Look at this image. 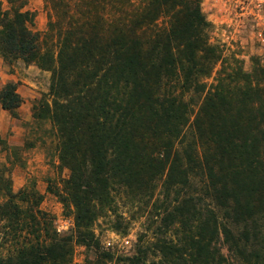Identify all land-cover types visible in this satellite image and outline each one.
<instances>
[{
	"label": "trees",
	"instance_id": "obj_1",
	"mask_svg": "<svg viewBox=\"0 0 264 264\" xmlns=\"http://www.w3.org/2000/svg\"><path fill=\"white\" fill-rule=\"evenodd\" d=\"M7 1L0 56L52 74V106L41 101L33 118L57 130L76 237L58 234L41 195L15 193L0 164L9 247L0 264H72L75 244L96 251L89 264H108L114 258L99 253L93 223L114 193L150 201L159 186L162 238L139 246L127 264H148L150 256L159 264H231L222 246L236 262L264 264V67L256 62L246 73L227 64L209 43L203 0H143L137 8L132 0H78L74 8L59 0L58 22L43 36L31 30L35 16L22 11L27 0ZM56 31L57 45L46 48ZM194 98L203 100L198 112ZM0 101L17 118L22 99L14 86ZM193 179L201 195L185 194ZM253 243L262 250L249 252Z\"/></svg>",
	"mask_w": 264,
	"mask_h": 264
},
{
	"label": "rangeland",
	"instance_id": "obj_2",
	"mask_svg": "<svg viewBox=\"0 0 264 264\" xmlns=\"http://www.w3.org/2000/svg\"><path fill=\"white\" fill-rule=\"evenodd\" d=\"M26 2L22 11L35 16L31 30L43 36L50 25L58 22V10L55 7L59 0ZM65 3L74 8L79 1L66 0ZM132 3L137 8L142 6L143 0H132ZM0 9L9 11L11 6L7 0H0ZM202 10L213 26L209 43L222 50L228 65H241L246 73L253 71L256 62L264 67V0H203ZM162 21L160 24L166 25L167 20ZM53 35L47 40L46 48L57 45L58 31ZM221 69L222 63H219L211 77L205 80L208 90L215 83ZM51 84L50 72L42 71L35 64H27L23 60L8 65L0 56V95L7 86L12 85L22 99L16 111L17 118L4 110L0 101V164L12 180L15 193L27 191L41 195L43 201L40 208L55 219L54 226L58 234L76 237V211L73 205L64 201L67 196L65 183L70 179L71 171L60 160L57 130L51 122L33 118V109L41 101L52 106V98L49 96ZM190 98L188 96L187 99ZM202 101L194 98L191 102L194 112H198ZM1 114H6V117L2 118ZM202 190L200 180L193 179L185 194L201 195ZM113 196L111 208L105 209L98 217L91 231L100 242L99 253L113 256L114 259L108 264H127L126 259L133 257L139 246H151L162 238L158 230L163 211L157 212L154 206L160 205L163 199L160 186L150 201L140 202L117 193ZM66 224L68 230L59 232ZM140 239H143V243H140ZM3 243L0 226V255L7 257L9 247ZM221 248L231 264H243L230 257L226 246ZM262 248L263 245L260 247L259 243H253L248 251L257 253ZM97 258L96 251L75 244L72 264H89ZM159 261L150 256L148 264H159Z\"/></svg>",
	"mask_w": 264,
	"mask_h": 264
},
{
	"label": "built area",
	"instance_id": "obj_3",
	"mask_svg": "<svg viewBox=\"0 0 264 264\" xmlns=\"http://www.w3.org/2000/svg\"><path fill=\"white\" fill-rule=\"evenodd\" d=\"M69 226L68 224H66L65 226L62 227L61 230H59V232H62V231H65V230H68Z\"/></svg>",
	"mask_w": 264,
	"mask_h": 264
},
{
	"label": "crops",
	"instance_id": "obj_4",
	"mask_svg": "<svg viewBox=\"0 0 264 264\" xmlns=\"http://www.w3.org/2000/svg\"><path fill=\"white\" fill-rule=\"evenodd\" d=\"M2 118H5L6 117V114H1Z\"/></svg>",
	"mask_w": 264,
	"mask_h": 264
}]
</instances>
